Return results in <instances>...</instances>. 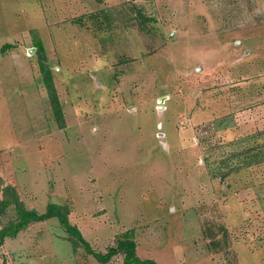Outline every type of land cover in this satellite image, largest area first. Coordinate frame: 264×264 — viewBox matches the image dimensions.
Masks as SVG:
<instances>
[{
    "label": "rangeland",
    "instance_id": "374dc122",
    "mask_svg": "<svg viewBox=\"0 0 264 264\" xmlns=\"http://www.w3.org/2000/svg\"><path fill=\"white\" fill-rule=\"evenodd\" d=\"M263 131L264 0H0V185L66 205L95 250L128 230L158 264H264V159L242 151ZM69 239L31 222L0 264H123Z\"/></svg>",
    "mask_w": 264,
    "mask_h": 264
},
{
    "label": "trees",
    "instance_id": "16d2710c",
    "mask_svg": "<svg viewBox=\"0 0 264 264\" xmlns=\"http://www.w3.org/2000/svg\"><path fill=\"white\" fill-rule=\"evenodd\" d=\"M141 27L143 26L141 25ZM35 47L37 51L43 53V45L40 40L35 41ZM38 65L39 71L42 75V82L48 90L49 101L53 107L54 116L60 123L62 120L61 108L55 94L50 69L42 61L41 57H38ZM256 135H261V137L264 138V131L258 132ZM242 151H244V156L252 152L248 157L249 162H251L250 160L260 162L264 159V140L261 143L255 142L249 148L246 150L243 149ZM240 153L241 152L233 153L229 158L232 156L237 157ZM224 174L226 173H223V175ZM1 186L2 185H0V216L5 212L7 207L13 206L15 217L5 224H2L0 220V245L5 238L15 237L19 231L25 229L31 222L54 217L58 220L65 232L69 234V240L72 246H82L85 252L92 255L99 263H107L115 255L122 254L123 264H158V262L152 258H141L136 254V242L130 236V231L128 230L123 232L122 235L116 239L115 245H110L102 251L95 250L92 248L89 241L84 238L78 227L69 222L66 205L49 202L44 211L38 212L34 208H27L16 196L13 188L8 187L7 185Z\"/></svg>",
    "mask_w": 264,
    "mask_h": 264
},
{
    "label": "water",
    "instance_id": "95a60500",
    "mask_svg": "<svg viewBox=\"0 0 264 264\" xmlns=\"http://www.w3.org/2000/svg\"><path fill=\"white\" fill-rule=\"evenodd\" d=\"M163 99H164V97H161V98H159V100H158V105H157L158 113H160V111H161V109H162V105H161V103L163 102ZM158 135H159V136H162L163 133H162V132H161V133H158Z\"/></svg>",
    "mask_w": 264,
    "mask_h": 264
}]
</instances>
